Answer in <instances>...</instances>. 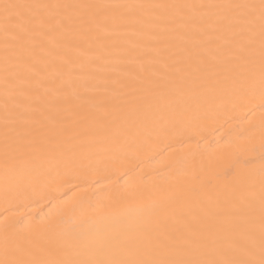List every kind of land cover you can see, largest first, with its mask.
<instances>
[{
  "label": "bare ground",
  "instance_id": "6f19581e",
  "mask_svg": "<svg viewBox=\"0 0 264 264\" xmlns=\"http://www.w3.org/2000/svg\"><path fill=\"white\" fill-rule=\"evenodd\" d=\"M251 2L0 0V223L107 234L157 205L170 232L244 244L227 186L251 160L258 190L264 162V99L236 58L247 25L241 10L151 5Z\"/></svg>",
  "mask_w": 264,
  "mask_h": 264
},
{
  "label": "snow or ice",
  "instance_id": "6c2138e0",
  "mask_svg": "<svg viewBox=\"0 0 264 264\" xmlns=\"http://www.w3.org/2000/svg\"><path fill=\"white\" fill-rule=\"evenodd\" d=\"M19 5H4L5 13ZM64 7L116 8L127 5H65ZM135 7H144L138 5ZM156 8L200 7L241 10L237 17L247 25V35L241 33L236 58L239 67L248 73L249 87L258 84L264 99V0L251 3L201 5H151ZM10 20V16H5ZM258 28V31H257ZM258 57V77H257ZM7 112V109H6ZM23 117H17L20 123ZM5 116V156H9V139L16 128L9 127ZM18 147V146H17ZM251 160L234 165L232 182L227 186L234 199L245 207L241 229L245 243L238 244L227 238L220 239L211 227L189 226L182 232L166 229V218L158 206L134 208L130 216H141L140 221L127 222L122 229L111 233H63L46 235L49 226L29 227L15 233L14 223H0V264H264V162L259 170V188L254 180ZM247 169V176L241 170ZM217 179L223 178L220 174ZM211 186V180L201 182V191ZM258 212V226L256 216ZM258 231V236H257Z\"/></svg>",
  "mask_w": 264,
  "mask_h": 264
}]
</instances>
